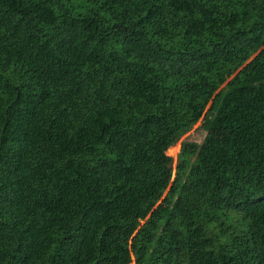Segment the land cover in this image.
<instances>
[{"label": "trees", "instance_id": "1", "mask_svg": "<svg viewBox=\"0 0 264 264\" xmlns=\"http://www.w3.org/2000/svg\"><path fill=\"white\" fill-rule=\"evenodd\" d=\"M262 43L264 0H0V264H264Z\"/></svg>", "mask_w": 264, "mask_h": 264}, {"label": "rangeland", "instance_id": "2", "mask_svg": "<svg viewBox=\"0 0 264 264\" xmlns=\"http://www.w3.org/2000/svg\"><path fill=\"white\" fill-rule=\"evenodd\" d=\"M264 48V43L254 47L251 51L250 54L248 56V61H250L253 57L256 56L257 53H259L262 49ZM226 84L222 85L221 88L225 87ZM203 126V121H199L196 125H194L187 134H185L182 139L173 147H171L169 150L166 151V155L169 157L173 158V168H175L176 165V158H177V154L179 151V147H180V142L183 141H187V142H195L197 144H200L204 137H205V132L202 129ZM174 174V173H173ZM174 176V175H173ZM169 189L166 191L168 192ZM234 227L236 229L242 227L245 223H246V219L245 217L238 213L234 216ZM130 264H134V262L132 261Z\"/></svg>", "mask_w": 264, "mask_h": 264}]
</instances>
